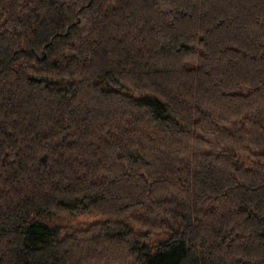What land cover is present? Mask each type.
Instances as JSON below:
<instances>
[{
    "label": "trees",
    "instance_id": "16d2710c",
    "mask_svg": "<svg viewBox=\"0 0 264 264\" xmlns=\"http://www.w3.org/2000/svg\"><path fill=\"white\" fill-rule=\"evenodd\" d=\"M0 264H264V0H0Z\"/></svg>",
    "mask_w": 264,
    "mask_h": 264
},
{
    "label": "rangeland",
    "instance_id": "374dc122",
    "mask_svg": "<svg viewBox=\"0 0 264 264\" xmlns=\"http://www.w3.org/2000/svg\"><path fill=\"white\" fill-rule=\"evenodd\" d=\"M79 220H82V221H79ZM78 221H79V223H78ZM92 221H93V219L92 220H89V219H78V220L73 221L72 223L76 224V225H80L81 224V225H83L82 227L85 228V227H88L90 225L89 223L92 222Z\"/></svg>",
    "mask_w": 264,
    "mask_h": 264
}]
</instances>
